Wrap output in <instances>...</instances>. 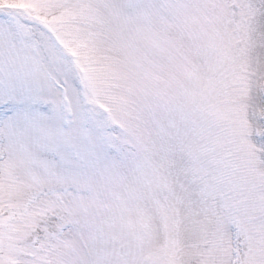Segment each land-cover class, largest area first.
Here are the masks:
<instances>
[{
    "label": "snow or ice",
    "instance_id": "1",
    "mask_svg": "<svg viewBox=\"0 0 264 264\" xmlns=\"http://www.w3.org/2000/svg\"><path fill=\"white\" fill-rule=\"evenodd\" d=\"M0 264H264V0H0Z\"/></svg>",
    "mask_w": 264,
    "mask_h": 264
}]
</instances>
